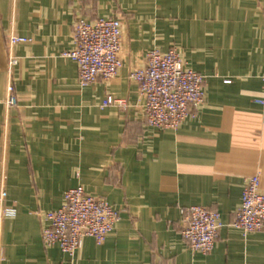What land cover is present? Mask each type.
<instances>
[{"label": "crops", "instance_id": "1", "mask_svg": "<svg viewBox=\"0 0 264 264\" xmlns=\"http://www.w3.org/2000/svg\"><path fill=\"white\" fill-rule=\"evenodd\" d=\"M123 21V66L82 87L73 47L77 17ZM19 63L8 73L7 37ZM177 47L203 74L205 99L178 129L147 126L144 97L129 74L151 49ZM264 0H0V264H264V229L233 227L247 178L264 191ZM18 99L6 104L8 86ZM127 110L102 107L108 96ZM83 186L119 210L98 244L74 255L46 247L43 213ZM221 214L210 253L183 238V212Z\"/></svg>", "mask_w": 264, "mask_h": 264}, {"label": "built area", "instance_id": "2", "mask_svg": "<svg viewBox=\"0 0 264 264\" xmlns=\"http://www.w3.org/2000/svg\"><path fill=\"white\" fill-rule=\"evenodd\" d=\"M30 40L15 33L8 35L7 70L10 75L19 63L13 52L14 46ZM122 49L123 21L120 17L89 20L79 16L73 24V47L63 55L76 61L79 83L86 87L100 79L109 81L118 74L123 66ZM129 76L138 84L144 97L142 113L150 127L178 129L205 99V76L185 64L177 47L165 52L156 48L149 50L145 65L132 69ZM257 102L264 105V90ZM6 104L9 107L18 105L12 85L8 86ZM101 105H115L122 110L129 107L127 100L112 95H108ZM6 196V191L0 190V220L12 211L5 206ZM42 216L46 222L42 229L44 245H59L64 252L74 255L85 237H93L98 244L102 243L114 231L119 210L106 198L77 186L66 191L58 209ZM183 224V238L192 251L201 253H210L215 248L223 226L218 211L201 205L185 209ZM232 225L244 235L264 229V191L259 174L246 179L242 201L235 211Z\"/></svg>", "mask_w": 264, "mask_h": 264}]
</instances>
